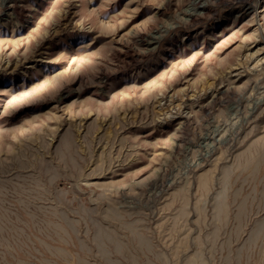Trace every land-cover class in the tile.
I'll use <instances>...</instances> for the list:
<instances>
[{
	"label": "rangeland",
	"instance_id": "1",
	"mask_svg": "<svg viewBox=\"0 0 264 264\" xmlns=\"http://www.w3.org/2000/svg\"><path fill=\"white\" fill-rule=\"evenodd\" d=\"M0 264H264V0H0Z\"/></svg>",
	"mask_w": 264,
	"mask_h": 264
}]
</instances>
